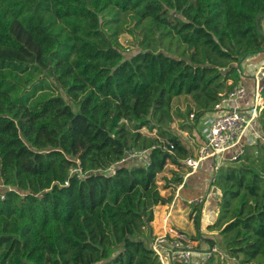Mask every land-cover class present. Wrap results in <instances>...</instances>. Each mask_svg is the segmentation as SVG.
<instances>
[{
	"label": "trees",
	"instance_id": "16d2710c",
	"mask_svg": "<svg viewBox=\"0 0 264 264\" xmlns=\"http://www.w3.org/2000/svg\"><path fill=\"white\" fill-rule=\"evenodd\" d=\"M131 23L183 47L170 55L141 35L126 58L118 36ZM262 23L264 0H0V264H160L153 208L174 193L156 177L172 165L169 184L186 189L196 147L169 130L172 100L191 95L195 122L212 111L239 83L237 64L264 53ZM142 150L147 163L95 173ZM211 172L219 249L264 264V143ZM190 204L198 232L203 205Z\"/></svg>",
	"mask_w": 264,
	"mask_h": 264
},
{
	"label": "built area",
	"instance_id": "2783aa9c",
	"mask_svg": "<svg viewBox=\"0 0 264 264\" xmlns=\"http://www.w3.org/2000/svg\"><path fill=\"white\" fill-rule=\"evenodd\" d=\"M238 72L241 76V66L238 68ZM254 81L249 103L245 102L246 87L239 81L231 92L215 104L212 111L203 114L197 122L194 121L193 114H190V118L193 119L192 123L195 125L193 136L196 140V147L194 154L183 161L187 170L184 180L198 172L206 161H211V169L216 171L223 163L236 160L245 146L253 144V137H260L255 130V125L258 114L263 108L264 64L257 68ZM243 102L244 105H242ZM242 141H244V145ZM225 153H230L231 157L226 159ZM147 154V150L130 151L114 166L106 170H97L95 173L113 175L117 166H131L139 162L147 163ZM70 174H76L78 178L84 175L79 168L70 170ZM64 185L67 183L65 182ZM0 199H3V192H0ZM191 202L201 203L202 199L197 198ZM194 247L195 244L192 241L173 230L167 232L165 230L164 235L157 237L150 244V249L157 256L160 264L172 262L200 264L211 257L229 264H239L237 259L219 250L216 244L211 246L207 244L199 250Z\"/></svg>",
	"mask_w": 264,
	"mask_h": 264
},
{
	"label": "rangeland",
	"instance_id": "374dc122",
	"mask_svg": "<svg viewBox=\"0 0 264 264\" xmlns=\"http://www.w3.org/2000/svg\"><path fill=\"white\" fill-rule=\"evenodd\" d=\"M143 24H147V20L143 21ZM130 27V31H132L133 35L131 33H129V31H124L122 33L119 34L118 36V41L120 43V46L123 50L124 56L126 58H128L132 52L134 50H136L138 48V42L141 39V35L142 38L144 39V42L146 43H150V44H157L159 42H162L164 47H166L167 50H164L165 53L173 55L172 53L175 51V49L177 47H179L178 45H181L178 43L177 38H164L163 40H160L158 38V34L160 33L159 29H153L151 31L146 32H142L141 34H139V28H135L134 24L131 23V25H129ZM128 27V28H129ZM142 27V25L140 26ZM262 29L264 30V23L261 24ZM183 45H181L180 48H182ZM259 56V58L261 60L264 59V53L257 55ZM256 56V57H257ZM257 64L260 63L259 61L256 62ZM243 84L246 86V96L247 98H250L252 96V89H253V80L251 78H243L242 79ZM231 82L228 81L227 84H230ZM51 90L52 92H60V90L56 87L55 83L53 81H51ZM62 96L65 98V100L67 101L68 104L73 105L72 101L69 100L68 98L65 97L64 94H62ZM196 109V103L193 99V97L191 95H181L178 97H174L172 100V122L169 126V130L171 131L172 134L178 136L182 141H185L186 143H190L191 147L192 145L194 146L193 143V138H192V133L188 130L189 127L191 125H193V119L190 118V114L193 113ZM74 110H76V108L74 107ZM190 110V112H189ZM255 130L258 132V130L256 129V125H255ZM143 134H147V135H154L155 131H153L152 133H148L146 130H142ZM259 133V132H258ZM260 137L259 138H255L253 137L252 141L253 144L255 142H257V140H260L264 143V134L259 133ZM242 144L244 145V141H242ZM224 157L226 159H229L231 157L230 153H225ZM205 168L204 170H200L199 173L201 175L207 174L209 168L208 167H203ZM176 171V168L172 165H167L166 168L157 175L156 177V183L158 188L160 189V192L165 196H168L169 194H171V190L172 189H176L173 188L172 184L170 183V180L172 178V172ZM185 171H187L185 169ZM211 174L213 172L209 171ZM185 172H182L181 175H184ZM172 187V188H171ZM207 189V188H205ZM210 194V198L211 200H209L208 198H204V195L202 194V198H203V202L201 205L206 206L208 203H210L213 199H214V193H216L215 191H213V189L210 187V189H208ZM213 197V198H212ZM182 210L185 211V218L184 220L181 219V221H183V224L181 223L180 226L183 228H192L195 227L194 226V218L192 216V214L190 213V210H193L192 205L190 203H186V202H182L180 204ZM211 208H213V206H211ZM192 212V211H191ZM202 219V218H201ZM215 220V219H214ZM214 222V221H213ZM212 222V223H213ZM209 226V225H208ZM207 225H205L204 223H200V227H201V231H202V235H203V239H198L196 237V228H194L193 230V235H191V238H194L195 240H192L190 237L188 238L190 241H192L195 244L196 250H199L200 248L202 249L203 247H201L202 243L205 242L206 239H215V241L217 243H215L219 249V234L218 231L216 230H210L209 227ZM186 234L187 232H189V230H185L184 231ZM196 237V238H195ZM220 250V249H219ZM225 264H229V263H225ZM254 264V263H253Z\"/></svg>",
	"mask_w": 264,
	"mask_h": 264
},
{
	"label": "crops",
	"instance_id": "0c3cea01",
	"mask_svg": "<svg viewBox=\"0 0 264 264\" xmlns=\"http://www.w3.org/2000/svg\"><path fill=\"white\" fill-rule=\"evenodd\" d=\"M256 56L246 59V61L241 64V77H240L241 82H240V84L244 85L242 82L243 78H251L253 80V88H254V83H255L254 74H255L257 68H259L261 65L264 64V59L261 60L259 58V56H257V57ZM258 61L260 63L257 64L256 62H258ZM250 99H251V97L250 98L246 97L245 102L249 103ZM242 105H244V102L242 103ZM192 140H193V143L196 144V142H195L196 140H195L194 136H193ZM188 145H189L188 147H191L190 143ZM191 148H193V145ZM203 167L209 168L207 174L201 175L199 173V171H200L199 170L197 173H194L191 176H188L185 180L183 179V183L188 179L186 189L183 187V184H181L179 186L173 185V188H176V189L171 190V192L174 193L172 201L169 204L160 205V206H156L153 208L152 238H151L150 242H152L157 237L164 235L165 230H166V232L169 230H173L174 232H176L182 236H185L186 238H189V237H191V235H193V230L195 227L183 228L180 226L181 223L183 224V221H181V219L184 220V218H185V211L182 210L180 204H181V201L186 202V203H192L191 201H194L197 198H201L202 202H203V198L201 197L202 194L204 195V198H206V199L208 198L209 200H211V198H210L211 193H209V191H208V189H210V186H208V181H209L210 176H211V173L209 171L212 170L211 169V161H206L205 165H203L201 167V170L205 169ZM205 188H207V189H205ZM213 191H215V190L213 189ZM215 192L216 193H214V199L202 208L203 209L202 214H201L202 219L200 221L201 224L202 223H204L205 225L212 224V222L215 219V214H216L215 202H216V199L218 196V192L217 191H215ZM164 197H167V196L165 195ZM211 206H213V208H211ZM191 211L192 210H190V213L192 214ZM167 214H168V217L166 218ZM200 229H201V227L199 228L198 232L202 233V231ZM185 230H189V232H187V234H186L184 232ZM171 235H173V234H171ZM205 245H207V243L203 242L201 247H203V246L205 247Z\"/></svg>",
	"mask_w": 264,
	"mask_h": 264
},
{
	"label": "water",
	"instance_id": "95a60500",
	"mask_svg": "<svg viewBox=\"0 0 264 264\" xmlns=\"http://www.w3.org/2000/svg\"><path fill=\"white\" fill-rule=\"evenodd\" d=\"M256 26H258L257 21H256ZM259 34L264 37V33L260 29H259ZM262 52H264V51H262ZM243 60H244V57L240 60V62H242ZM237 67L240 68V64H237Z\"/></svg>",
	"mask_w": 264,
	"mask_h": 264
}]
</instances>
